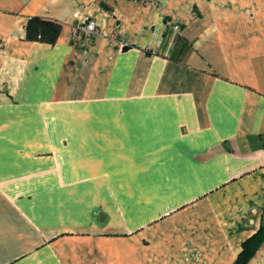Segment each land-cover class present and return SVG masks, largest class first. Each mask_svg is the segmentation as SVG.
<instances>
[{
	"label": "crops",
	"instance_id": "crops-1",
	"mask_svg": "<svg viewBox=\"0 0 264 264\" xmlns=\"http://www.w3.org/2000/svg\"><path fill=\"white\" fill-rule=\"evenodd\" d=\"M262 224L264 0H0V264H231Z\"/></svg>",
	"mask_w": 264,
	"mask_h": 264
},
{
	"label": "trees",
	"instance_id": "trees-1",
	"mask_svg": "<svg viewBox=\"0 0 264 264\" xmlns=\"http://www.w3.org/2000/svg\"><path fill=\"white\" fill-rule=\"evenodd\" d=\"M61 23L37 15L30 16L25 24V38L30 41L54 44L60 32ZM264 242V225L241 243V249L231 264H248Z\"/></svg>",
	"mask_w": 264,
	"mask_h": 264
},
{
	"label": "built area",
	"instance_id": "built-area-1",
	"mask_svg": "<svg viewBox=\"0 0 264 264\" xmlns=\"http://www.w3.org/2000/svg\"><path fill=\"white\" fill-rule=\"evenodd\" d=\"M74 16H78V13L75 12ZM174 29L179 30L180 26L178 24L173 25ZM80 32H83L85 35H93L97 33L96 22L94 20H88L83 25L74 24L72 26V37L75 39Z\"/></svg>",
	"mask_w": 264,
	"mask_h": 264
}]
</instances>
